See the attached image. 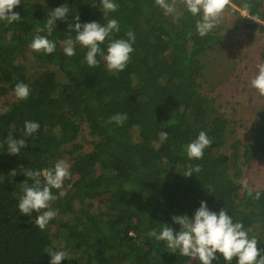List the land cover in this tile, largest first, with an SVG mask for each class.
Masks as SVG:
<instances>
[{"label":"trees","instance_id":"1","mask_svg":"<svg viewBox=\"0 0 264 264\" xmlns=\"http://www.w3.org/2000/svg\"><path fill=\"white\" fill-rule=\"evenodd\" d=\"M114 2L118 10L105 17L100 0H20L13 11L21 20L0 21V264H50L48 252L60 250L68 254L60 264H200L179 250L171 253L147 233L159 232L163 224L179 231L171 218H192L201 201L242 222L264 255V190L245 187L241 180L242 168L264 163V108L249 142L238 140L235 122L208 92L202 62L234 30L251 39L264 34V0H230L224 12L232 20L223 18L204 37L196 29L201 17L192 16L181 0L170 14L155 0ZM62 5L70 9L66 20L55 21L48 36L56 50L34 52L29 44L36 26L43 27L52 9ZM109 19L120 26L111 39L135 34L122 72L108 71L99 55V66L89 67L87 49L78 43L74 56L64 54L63 41L76 35L71 25H104ZM108 43L100 45L105 53ZM17 82L29 86L27 100L16 98ZM117 113L128 114L123 126L107 123ZM25 121L38 122V132L25 137ZM202 130L213 144L202 159L189 160L186 145ZM159 131L169 134L166 141L159 140ZM9 133L25 140L18 156L7 152ZM86 135L89 149L83 152L76 141ZM61 159L71 166L64 186L72 187L51 203L58 214L41 231L34 224L38 213L25 216L17 207L27 179L23 173L52 168ZM189 164L202 170L185 177ZM212 264L227 262L217 253Z\"/></svg>","mask_w":264,"mask_h":264},{"label":"clouds","instance_id":"2","mask_svg":"<svg viewBox=\"0 0 264 264\" xmlns=\"http://www.w3.org/2000/svg\"><path fill=\"white\" fill-rule=\"evenodd\" d=\"M101 11L105 17L108 13L118 10L119 5L114 0H100ZM187 11L192 16H200L201 19L196 23L198 35L206 36L215 27L218 26L223 12L229 5L230 0H181ZM155 3L164 9L165 14H170L175 10L177 0H155ZM20 5V0H0V21L8 24L19 22L21 17L13 9ZM245 9H250L251 5L245 3ZM70 9L67 5H62L52 9L46 23L43 27L37 25L36 35L33 37L29 48L34 52L52 54L56 50V44L48 39L51 36L56 25L55 21L66 20ZM75 21L79 17L75 16ZM69 27V26H68ZM70 29L76 33L75 39L71 37L63 41V52L66 56L72 57L76 54L77 43L86 48L84 60L89 67L99 66L97 56H102L106 69L112 73L122 72L131 59L134 51L135 34L132 31L126 33L128 39H111L114 32H119L120 26L116 19H109L102 25L97 22H88L81 24L75 22ZM47 32V36L40 35L41 32ZM106 40L109 41L106 53L100 45ZM258 71L251 80V87L254 88L260 96H264V64L257 66ZM30 88L23 82H17L14 86V94L18 100H27L30 96ZM128 119L127 113H117L109 117L107 123H115L117 126H123ZM40 124L35 121H25L23 134L25 137L36 134ZM169 134L163 131L158 132V138L161 142L168 139ZM7 152L10 155H17L25 147V140H15L12 133L8 134ZM213 144L205 131H200L197 138L186 145V154L189 160H199L204 156V150ZM3 148V144H0ZM70 165L63 159L56 161L54 167L36 171L25 169L26 180L21 183L23 195L18 201V210L22 215L30 216L32 213H38L34 224L39 230L43 231L49 222L53 220L58 209H52L51 203L58 198L67 195V190L72 187L71 184L64 186V182L71 178ZM200 165L192 166L189 164L184 173L185 177L201 171ZM15 171L11 175H15ZM27 180H31L29 185ZM53 189L59 190L58 195L53 194ZM248 195H252V190L248 189ZM260 193L256 192L254 199H259ZM172 221L178 224L179 231H174L172 227L163 224L159 232L155 228L147 233L149 237L156 241H164L171 253L179 250L180 255L192 259H198L200 264H212L219 253L227 264L235 258L237 264H264V255L258 248V240L255 236L249 237L242 222H233L232 217L222 208L219 213L209 210L206 201H201L198 209L192 218L187 215L173 216ZM50 264H60L67 258V252L50 251Z\"/></svg>","mask_w":264,"mask_h":264},{"label":"rangeland","instance_id":"3","mask_svg":"<svg viewBox=\"0 0 264 264\" xmlns=\"http://www.w3.org/2000/svg\"><path fill=\"white\" fill-rule=\"evenodd\" d=\"M223 18L232 20L226 12L221 21ZM260 46L264 49V34L256 33L251 39L244 30H234L220 47L202 58L208 92L216 98L220 112L235 122L236 138L243 142H249L264 108V96H260L250 84L260 64ZM86 136L84 140L76 141L83 147V152L89 149L86 144L89 137ZM241 178L243 186L264 190V163L255 162L247 170L242 168Z\"/></svg>","mask_w":264,"mask_h":264}]
</instances>
